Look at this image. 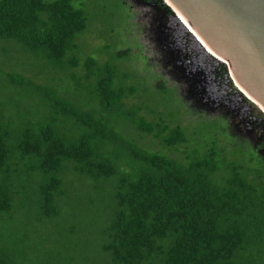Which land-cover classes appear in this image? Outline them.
<instances>
[{"label": "trees", "instance_id": "1", "mask_svg": "<svg viewBox=\"0 0 264 264\" xmlns=\"http://www.w3.org/2000/svg\"><path fill=\"white\" fill-rule=\"evenodd\" d=\"M110 20L0 0V264H264V161L156 107Z\"/></svg>", "mask_w": 264, "mask_h": 264}, {"label": "water", "instance_id": "2", "mask_svg": "<svg viewBox=\"0 0 264 264\" xmlns=\"http://www.w3.org/2000/svg\"><path fill=\"white\" fill-rule=\"evenodd\" d=\"M172 23L190 38L197 56L177 61L188 74H210L207 101L223 93L213 83L210 65L223 67L235 91L264 118V0H163Z\"/></svg>", "mask_w": 264, "mask_h": 264}, {"label": "rangeland", "instance_id": "3", "mask_svg": "<svg viewBox=\"0 0 264 264\" xmlns=\"http://www.w3.org/2000/svg\"><path fill=\"white\" fill-rule=\"evenodd\" d=\"M45 1L49 3L55 0ZM73 4L77 8L92 13L95 12V9L98 10L101 8L106 11L108 17L111 16V20L107 22V24L109 29H114V38L108 39V41L113 44V39H115L116 50L123 52L125 55L126 61L124 65L126 72L129 70L137 72V76L143 77L147 84L155 89L158 83H162L164 86L174 90V94L170 92L156 94L154 98L156 107L159 105L168 107L170 109V112H167L168 116L173 113V109L177 108L179 110V124L193 123L189 128L198 131L201 136L208 137L210 135V133H207L205 130V125L207 124L199 122L207 120L216 124V129L218 130L219 139L222 144L229 145L232 142L234 144L240 143L246 145L239 140H228L231 137L229 132L224 130V120H222V116L207 112L205 110L207 105L202 106L201 101L197 102L196 99H192L189 94L190 85L183 79H180L179 76L177 77L175 73L171 71V66L166 63L165 66H162L160 61L153 60V58L159 54L151 48L150 45L152 44H150L147 39L151 34V32L147 31L149 26L148 20L145 18L148 11L136 8L131 9L132 7H130V4L123 6L116 0H73ZM12 46L5 40H0V57L3 55L7 60H17L19 58L16 54L17 51L15 50V46H13L14 48ZM84 48L85 54L92 57L97 56L98 51L101 50V46L89 48L86 45ZM159 57L161 56L159 55ZM256 110L260 112L257 108ZM211 130L213 129L211 128ZM130 138L135 140V138L139 139L140 136L138 134H133ZM160 153L164 154L163 151ZM103 195L104 193L102 194L100 189H92L91 196L93 199L99 197V201L103 203ZM98 225L99 224H90L88 229L92 231L97 228Z\"/></svg>", "mask_w": 264, "mask_h": 264}, {"label": "flooded vegetation", "instance_id": "4", "mask_svg": "<svg viewBox=\"0 0 264 264\" xmlns=\"http://www.w3.org/2000/svg\"><path fill=\"white\" fill-rule=\"evenodd\" d=\"M123 6L148 11V30L151 32L147 37L151 48L159 55L153 60L165 63L173 68L171 71L180 79L190 85V96L201 101V105H207L205 110L213 114H219L224 120V130L234 140H239L253 149V151L264 161V118L252 104L247 102L235 90L231 84L227 71L219 65H210L213 83L223 93L216 101H207L201 89H205L210 74L197 69L194 76H188L177 61H194L196 59L195 49L189 37L182 34L176 25L172 23L171 10L163 0H116ZM152 50V49H151ZM227 123V124H226Z\"/></svg>", "mask_w": 264, "mask_h": 264}]
</instances>
